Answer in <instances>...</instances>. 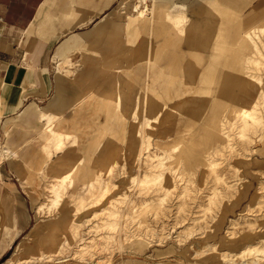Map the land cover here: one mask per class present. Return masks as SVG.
Here are the masks:
<instances>
[{
    "label": "rangeland",
    "instance_id": "1",
    "mask_svg": "<svg viewBox=\"0 0 264 264\" xmlns=\"http://www.w3.org/2000/svg\"><path fill=\"white\" fill-rule=\"evenodd\" d=\"M28 34L42 42L53 35L42 88L27 90L0 120V264L27 237L28 258L14 264H264V67L255 64L264 62V0H51ZM66 39L61 59L72 61L59 70L53 53ZM116 85L122 111L110 100ZM198 88L205 91L195 103L179 102ZM55 97L56 122L71 132L64 149L79 138L87 167L74 186L67 182L48 241L49 188L59 182L49 166L63 151L46 119L20 110ZM242 104L262 117L245 135ZM101 140L123 159L103 158L110 145ZM160 157L162 182L139 184ZM113 204L116 228L106 224ZM93 240L102 244L84 249Z\"/></svg>",
    "mask_w": 264,
    "mask_h": 264
},
{
    "label": "crops",
    "instance_id": "2",
    "mask_svg": "<svg viewBox=\"0 0 264 264\" xmlns=\"http://www.w3.org/2000/svg\"><path fill=\"white\" fill-rule=\"evenodd\" d=\"M50 1L0 0V120L22 106L27 90L42 88V77L47 67L46 51L54 33L42 42L29 35L28 30L40 19ZM70 41L71 39H66L56 46L54 59H61ZM68 61H72L70 55L61 59L63 66L59 70L67 66L64 63ZM56 99L57 97L48 107L26 104L20 114L28 119L39 120H44L41 118L43 111L57 115L51 110Z\"/></svg>",
    "mask_w": 264,
    "mask_h": 264
},
{
    "label": "bare ground",
    "instance_id": "3",
    "mask_svg": "<svg viewBox=\"0 0 264 264\" xmlns=\"http://www.w3.org/2000/svg\"><path fill=\"white\" fill-rule=\"evenodd\" d=\"M255 64L257 65L258 68H262L264 67V62L261 61H255ZM262 78V77H261ZM257 80L255 78V76L249 77V82L250 84L254 83V81ZM259 85L262 86V89L264 90L263 84L260 82H258ZM116 99H112L110 98V100L115 104V106L117 107V109L119 111H122V93L121 90L119 88V85H116ZM257 90V89H256ZM204 89L202 88H198L195 92V95H193L192 99L191 97H183L179 102H184V101H191V103H195L197 101V99L201 98V96L204 93ZM252 92V91H251ZM264 97V96H263ZM155 99V96L152 94H146V100L147 102L153 103ZM246 99V98H245ZM261 100V99H260ZM178 103V102H177ZM249 103V102H248ZM263 103V102H262ZM112 104V103H111ZM256 104V103H255ZM109 106V104H108ZM141 106V105H140ZM111 107V106H110ZM109 107V108H110ZM114 107V106H113ZM237 107V108H236ZM236 108V115L239 117L240 122L238 124V127H240L239 129L241 130V135H245L247 131H252L255 128H257L261 123H262V117L260 114V111L258 110V108L256 106H252L251 104H242V105H237ZM164 108V107H163ZM174 108L175 105H173L172 107H169L167 110V117L165 118V120H169L170 122H174L175 118L172 116V114L174 113ZM233 108V107H232ZM108 109V108H107ZM106 109V110H107ZM113 109V108H112ZM110 110V109H108ZM114 110V109H113ZM112 110V111H113ZM111 111V110H110ZM115 111V110H114ZM113 111V112H114ZM182 111V110H180ZM179 111V112H180ZM107 113V111H105ZM109 113V111H108ZM41 118L46 119L47 120V124L49 126V131L50 134L54 135L56 140L54 142V146L55 149L57 150H62L63 152L59 155L60 157V161L58 162L57 166H49V169L55 171L57 173V177L59 182L57 183H53L52 186H50L49 188V192H50V201L47 204V208L48 211H54L55 213L49 217H47L44 220V226L43 229H45L46 232V238L49 241L50 238H54L55 234V228L57 226V222H58V214L60 212V208H61V204H62V197H63V193L65 191H67V182L69 181L70 186H74L76 184V182L78 181L77 179V175L80 172V170H86V163L84 161V155L83 153L79 152L78 150V145H79V138H75L72 143L73 146H71V149H64V143H65V138H70L71 137V132L69 130H65L64 132H61V127H59L58 123L56 122V115L50 113L49 111H43L41 113ZM109 119V118H108ZM122 120H125V118H122ZM164 120V122H165ZM177 121V119H176ZM104 122V121H103ZM155 122V118H150V120L147 122L146 124V129L150 130L152 126V124ZM105 123V122H104ZM107 123V122H106ZM164 124V123H163ZM231 124V123H230ZM103 125V124H101ZM222 125V124H221ZM234 125V124H233ZM70 126V125H69ZM232 126V125H231ZM237 126V125H236ZM107 128V127H104ZM146 130V131H147ZM237 130V129H236ZM88 131V130H87ZM101 131V130H100ZM104 132V131H103ZM93 133V132H92ZM140 133V132H139ZM189 133V132H188ZM64 134V136H63ZM91 134V133H90ZM176 134V133H175ZM151 135V134H150ZM121 136V135H120ZM167 136V134H166ZM98 137V136H96ZM108 137V135H107ZM141 137V136H140ZM144 137V136H143ZM95 139V138H94ZM147 139V138H146ZM150 140V139H149ZM183 139L178 138L177 140H172V145H173V149L176 150L179 148L180 145H182L184 142L182 141ZM101 146L106 145L107 142L105 140H101ZM99 143V142H98ZM145 143V142H144ZM227 143V142H226ZM97 145V144H96ZM95 145V147H96ZM108 146L110 145V148H108V152L103 154V158L105 159H109L111 160L112 158L116 157L117 159H123V155L121 153L118 152H114L112 149L115 147L113 144H107ZM151 145V144H150ZM136 146V145H135ZM157 145H155L156 147ZM98 147V146H97ZM149 147V146H148ZM147 147V148H148ZM139 148V147H138ZM161 148V147H160ZM56 150V151H57ZM152 150V149H151ZM95 152V151H94ZM48 154L51 156L52 154V150H48ZM58 154V152H57ZM176 156V155H175ZM52 157V156H51ZM92 157V155L90 156ZM173 156H171L172 158ZM101 158V156H100ZM102 159V158H101ZM160 165H152L150 166V170L148 172H144L143 174H141V178H139L138 176V183L146 186V187H151L155 184L161 183L163 180V176L165 173V168H167L166 163L167 160H165V158L160 157ZM210 159V158H209ZM208 159V160H209ZM171 160V159H170ZM175 161V160H174ZM214 162V161H211ZM91 163V162H90ZM171 164V163H170ZM172 166V165H171ZM216 167V166H215ZM163 168V169H162ZM89 171H93V168H90ZM181 175V174H180ZM216 175V174H214ZM136 177V176H135ZM92 180V179H90ZM100 180V179H99ZM100 182V181H99ZM88 183V182H87ZM91 183V182H90ZM105 183V182H104ZM109 183V182H108ZM88 186V185H87ZM103 187V186H102ZM107 187V186H106ZM160 188V187H159ZM163 189V188H162ZM104 190V189H103ZM106 190V189H105ZM109 190V189H108ZM168 191V190H167ZM104 192V191H103ZM47 194V193H46ZM96 194V193H95ZM169 195V194H168ZM96 197V196H95ZM102 197V196H101ZM159 197V196H158ZM167 197V196H166ZM123 202V201H122ZM134 203V202H133ZM116 205V204H115ZM113 204L112 208H110L108 211V213H111V215L113 214V219L112 220H106V224L107 226L109 225V227L112 228H116L117 225L120 223L119 222V217L117 218L118 215L121 214L119 207L115 206ZM134 206H132L131 209H134ZM147 207V206H146ZM45 205L42 204L40 205L39 209L40 210H45ZM106 208H104L105 210ZM132 216V210L129 211L127 214L124 213V217L125 220L126 219H130V217ZM69 222V219H65L62 220V223L64 226H67ZM105 223V222H104ZM144 223V222H143ZM136 225V224H135ZM104 226V224H103ZM141 226V225H140ZM148 226V225H147ZM129 227V226H128ZM134 227V226H133ZM142 227V226H141ZM38 226L34 225L33 229H37ZM130 228V227H129ZM115 230V229H114ZM42 231V230H41ZM125 234V233H124ZM129 235V233H128ZM36 236V235H35ZM106 239L108 238L107 235L105 236ZM115 237V236H114ZM30 238V237H29ZM54 240V239H53ZM28 237L25 238L24 240L20 241L15 250L13 251V253L10 255V257L7 260V264H14L17 261H25L28 258ZM57 241V240H56ZM98 244H102L101 241H96ZM94 240L92 241L91 244L88 243V245H85L84 249H88L91 246H94L96 243ZM54 243V242H53ZM83 244V243H82ZM37 246H40L37 243ZM250 249V247H249ZM243 250V249H242ZM247 249H244L243 252H245ZM249 251V250H248ZM259 252V251H258ZM242 255V254H241ZM242 262V261H240ZM241 264V263H240Z\"/></svg>",
    "mask_w": 264,
    "mask_h": 264
}]
</instances>
